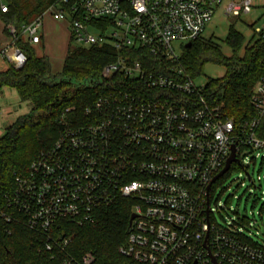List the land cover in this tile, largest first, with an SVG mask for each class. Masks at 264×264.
<instances>
[{
    "label": "built area",
    "instance_id": "built-area-1",
    "mask_svg": "<svg viewBox=\"0 0 264 264\" xmlns=\"http://www.w3.org/2000/svg\"><path fill=\"white\" fill-rule=\"evenodd\" d=\"M260 3L56 0L49 9L55 19L68 21L73 41L110 43L117 54L101 71L102 90L93 105L81 115L67 109L54 144L26 171L13 173L0 210L4 222L23 218L30 230L47 235V249L64 253L61 264H94L91 253L66 250L73 236L53 239L51 230L63 220L92 224L99 207L125 198L133 202L135 217L119 248L124 257L140 264H264V243L245 237L236 224L219 225L210 209V189L219 178L211 182L233 145L238 160L230 167L249 153L264 157V139L257 136L264 75L251 93L256 115L237 123L207 93V83L197 84L186 73L173 46L181 41L189 48L219 8L238 18ZM0 4L7 11L4 0ZM42 25V15L20 29L7 25L1 55L11 66L27 61L19 37L37 42ZM255 33L264 39V26Z\"/></svg>",
    "mask_w": 264,
    "mask_h": 264
},
{
    "label": "trees",
    "instance_id": "trees-1",
    "mask_svg": "<svg viewBox=\"0 0 264 264\" xmlns=\"http://www.w3.org/2000/svg\"><path fill=\"white\" fill-rule=\"evenodd\" d=\"M4 2L7 11L3 12L0 4V20L8 33L9 23L20 29L56 0ZM72 42L71 36L62 69L54 73L49 58L38 56L31 43L20 36L17 44L27 56L26 63L21 68L10 66L0 72V90L15 88L20 99L32 105L31 111L20 116L0 137V210L5 209L4 194L13 185V173L26 171L41 151L54 144L67 109L74 107L76 115H81L85 107L93 105L102 90L101 71L115 60L117 51L110 43L77 47ZM226 42L232 49L231 55L224 54L213 38L200 36L186 49L180 62L194 79L207 62L225 67L221 78L207 81V93L240 123L256 115L250 99L253 87L264 75V39L259 37L244 45L243 36L231 27ZM257 136L264 139V116ZM238 165L232 164L230 169ZM132 206L131 200L118 198L111 205L99 207L92 224L79 226L63 220L50 235L53 239L73 236L66 250L76 256L91 253L94 264H140L119 253L127 239ZM47 242L48 236L30 230L23 218L6 224L0 217V264H61L64 253L57 247L48 250Z\"/></svg>",
    "mask_w": 264,
    "mask_h": 264
},
{
    "label": "rangeland",
    "instance_id": "rangeland-1",
    "mask_svg": "<svg viewBox=\"0 0 264 264\" xmlns=\"http://www.w3.org/2000/svg\"><path fill=\"white\" fill-rule=\"evenodd\" d=\"M260 1V7L254 8L250 14L241 15L238 18L227 16L223 9H217L212 21L206 25L202 36L213 38L226 55L232 53L231 47L226 42L231 27L243 36L244 45L258 40L259 36L255 30L257 27L264 26V0ZM49 17L51 16L47 13L43 20L45 22L44 45L39 42L35 44V47L38 54L48 55L53 72L57 73L62 69L63 58L70 39H68V32L65 30L62 33L61 30L55 28L54 19L52 22L48 19ZM56 24L57 22H55ZM91 31L93 32L92 28ZM1 33L0 22V35ZM72 45L87 47L75 41L72 42ZM173 46L181 59L186 51L185 43L175 41ZM224 74L225 67L223 65L207 62L201 74L195 77V81L197 84H204L209 79L221 78ZM22 103L25 110L27 107L31 108L29 102L22 101ZM4 107L1 100V115L4 113ZM241 165L230 169L228 174L213 184L210 209L213 220L219 225L227 227L228 224H236L245 237L262 244L264 243V157H255L253 153H249L241 158ZM258 176L261 177V180H258Z\"/></svg>",
    "mask_w": 264,
    "mask_h": 264
},
{
    "label": "crops",
    "instance_id": "crops-1",
    "mask_svg": "<svg viewBox=\"0 0 264 264\" xmlns=\"http://www.w3.org/2000/svg\"><path fill=\"white\" fill-rule=\"evenodd\" d=\"M49 7L41 14L43 16V20H44L45 14L49 13L51 17H49L48 19H50V21H52L54 19L53 21H54L55 28H58L59 30H61L62 33L66 30L68 32V39H70L71 33H70L68 21L55 19L52 15V11L49 9ZM0 22H1V28H2V33L0 35V72H3V71H6L11 65H10L9 61L4 56L1 55V51H2L3 47L5 46V44L8 42L9 37H8V33H6L4 31V29H5L4 23L1 20H0ZM55 22H57L56 25H55ZM44 26H45V22H43V25L41 26L42 30H41L40 34L39 35L37 34L39 37V40L37 42L31 43V45L33 46V48H34V50L38 56H47L48 57V55H46L45 53H44V55L38 54L36 51V47H35V44H37L39 42L40 43L42 42V45H44V41H45V30L43 29ZM39 31H40V29L38 30V32ZM24 39L26 41H28L26 38H24ZM68 47H69V43L67 46V50H68ZM67 50H66V54H67ZM66 54H65V56H66ZM65 56L63 58V61L65 59ZM62 65H63V63H62ZM52 69H53V67H52ZM16 97H18V98H16ZM1 100H2V103L4 104L5 107L3 108L4 113L2 115L0 114V137L5 133L6 129L9 126H11L20 116L29 113L32 109V105H31V108H29L30 111H28L29 110L28 107L25 110V107H23V103H22V100L20 99L18 91L12 87H4L0 90V101Z\"/></svg>",
    "mask_w": 264,
    "mask_h": 264
},
{
    "label": "water",
    "instance_id": "water-1",
    "mask_svg": "<svg viewBox=\"0 0 264 264\" xmlns=\"http://www.w3.org/2000/svg\"><path fill=\"white\" fill-rule=\"evenodd\" d=\"M190 46V44H188V47ZM238 159H237V157H236V153H235V145H233L232 146V153H231V155H230V157L227 159V161H226V165L224 166V168L213 178V180H212V182H211V184L213 183V182H215L218 178H220L221 176H223L228 170H229V168H230V164L232 163V162H236ZM248 177H249V179L251 178L250 177V175L248 174ZM211 184L208 186V188H210V186H211ZM209 212H210V209H209V207H207V209H206V213H207V215L209 214ZM135 217V215L134 214H131V216H130V220H129V225H131V222H132V220H133V218Z\"/></svg>",
    "mask_w": 264,
    "mask_h": 264
}]
</instances>
